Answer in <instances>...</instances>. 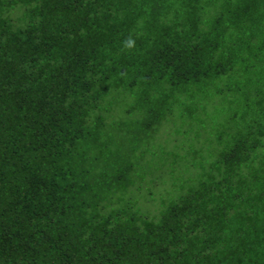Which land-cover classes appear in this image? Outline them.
Wrapping results in <instances>:
<instances>
[{"label": "trees", "instance_id": "obj_1", "mask_svg": "<svg viewBox=\"0 0 264 264\" xmlns=\"http://www.w3.org/2000/svg\"><path fill=\"white\" fill-rule=\"evenodd\" d=\"M182 119L203 170L137 208ZM0 264H264V0H0Z\"/></svg>", "mask_w": 264, "mask_h": 264}, {"label": "rangeland", "instance_id": "obj_2", "mask_svg": "<svg viewBox=\"0 0 264 264\" xmlns=\"http://www.w3.org/2000/svg\"><path fill=\"white\" fill-rule=\"evenodd\" d=\"M18 15L19 11L17 9L12 12V17ZM121 110L122 106L118 105L116 108L117 118L125 120ZM185 123L183 119L179 121V125H183L179 127H183V131H186L184 133L176 125L177 122L175 125L173 123L168 125L172 127V132L180 137V142L184 144L183 150L179 148V144H173V137L169 134L168 126H162V130L160 129L161 131L159 130L160 132H157L152 138L154 140L151 139L150 147H152L151 151L153 152L146 154V157L140 163V176L142 177L138 181L141 188L133 190L134 196H131V199L136 198L137 203L135 205L137 208L153 211L155 208L159 209L161 203H168L177 199V196L184 191V189H181L182 186L189 185L190 178L195 177L203 170L205 161L202 158L210 152V148L204 143V139L202 140L203 145L200 146L202 157L187 153L185 148L188 149L192 145L191 133L193 130L196 131L197 128L190 126L189 122ZM207 126L206 123L205 128ZM198 132L203 135L204 131L199 130ZM170 151L173 153V157L178 154L180 158L175 159L172 156L170 158L168 156Z\"/></svg>", "mask_w": 264, "mask_h": 264}, {"label": "clouds", "instance_id": "obj_3", "mask_svg": "<svg viewBox=\"0 0 264 264\" xmlns=\"http://www.w3.org/2000/svg\"><path fill=\"white\" fill-rule=\"evenodd\" d=\"M133 46V41L131 39L124 41L125 48H131Z\"/></svg>", "mask_w": 264, "mask_h": 264}]
</instances>
